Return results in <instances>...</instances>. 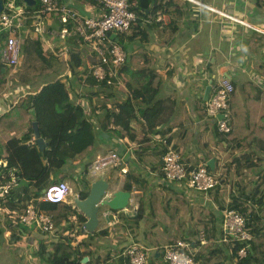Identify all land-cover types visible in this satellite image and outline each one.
<instances>
[{"label":"crops","instance_id":"1","mask_svg":"<svg viewBox=\"0 0 264 264\" xmlns=\"http://www.w3.org/2000/svg\"><path fill=\"white\" fill-rule=\"evenodd\" d=\"M65 1L84 14L100 13L99 7L89 0ZM133 1L136 3L133 9L136 8L138 19L129 32L116 37L128 53L126 65L135 68L132 58L139 59V65L147 61L161 75L163 82L155 100V103L162 104V111L157 118L161 123L158 121L156 130L165 131V135L171 137L182 156L190 163H209L213 159L214 168L209 167L220 174L219 188L221 192H226L224 200L227 206L231 194L240 192H236L238 187L241 189L243 184L256 186L264 169V132L257 133L256 130L257 125L264 122V39L260 40L264 31L234 22L216 10L264 30V0ZM55 27L57 22L53 21L47 27L50 32L45 30L44 34L34 37L41 40L46 59L62 62L58 52L65 43L74 56L80 57V65L85 66L94 61L87 48L78 46L73 39L59 40L51 32ZM78 66L74 70L75 75L80 72ZM3 70H8V74L5 86L0 90V117L4 116L0 123V186L9 192L14 190L19 193L20 203L23 204L35 201L50 184L66 181L71 192L65 203L84 219L79 221L76 215L69 216L59 226L56 225V232L51 236L29 227L1 225L0 264H9L11 252L7 248L10 250L13 244L21 246L17 258L24 259L22 264H30L29 258L33 259L30 254L36 252L33 246L42 243L49 246L51 242L64 237L80 245L82 251H91L93 258L105 254L119 257L122 250L136 242L151 247L152 243L145 233L156 227V223L167 219L176 209H180L179 214H183L186 222L194 214L206 216L207 220L208 209L217 216V227L223 228L213 197L215 191L204 194L188 190L178 182L165 178L161 170L163 147L154 141L156 135H151L149 144H144L121 136L117 129L98 130L95 143L61 167L50 165L45 156L41 157L40 162L34 155H19L13 148H8L10 139H19L30 148L37 146L42 150L34 129L29 134L35 120L34 109L26 110L20 102L21 98L35 94L41 88L36 83H21L15 77L16 72L7 65ZM122 76L125 83L109 89L91 83L81 88L76 77L67 78L66 84L71 99L75 104H82L88 117L96 123L105 116L104 106L114 109V103H121L131 96L126 84L130 73L123 71ZM225 78L232 81L235 92L249 111L262 149L256 147L255 134L243 128L248 121L239 124V130L236 131L240 133L239 138L226 142L217 132L216 121L207 116L204 100L206 88ZM144 80H140L141 84ZM249 82L253 86H248ZM27 112L31 113L32 119L27 118ZM132 127L138 131L145 128V119L139 116L132 122ZM43 139L47 148L48 140ZM112 151L124 158L128 172L124 174L119 168L112 167L95 172V162ZM241 158H252L253 167H246L240 161ZM43 169L49 171L48 176L30 177ZM100 173L110 183L108 196L120 189L127 190L125 185L130 180L132 185L128 191L132 192L135 205L132 204L128 211H115L105 206L101 216L99 212L98 228L90 233L82 230L81 225L87 218L73 202L76 196L85 197L88 194L85 187L91 186ZM141 206L145 207L144 217L139 219L137 225ZM172 226L176 228L175 223ZM202 228L200 224L199 229ZM164 229V224H161L157 231L165 236ZM104 231L106 234L100 235ZM90 234H95L92 239L89 238ZM195 249L197 251L196 246ZM154 256L158 258L155 264H160L163 257L157 252ZM152 263L154 259H150L149 264Z\"/></svg>","mask_w":264,"mask_h":264},{"label":"trees","instance_id":"2","mask_svg":"<svg viewBox=\"0 0 264 264\" xmlns=\"http://www.w3.org/2000/svg\"><path fill=\"white\" fill-rule=\"evenodd\" d=\"M38 7V2L34 6H28L31 10ZM134 9L136 11V8ZM1 38L3 41L5 36ZM263 39L264 35L260 40L263 41ZM74 57L71 65L75 70L80 65L81 59L79 56ZM132 60L134 62V69L129 68L126 64L121 68L122 72L126 71L130 73L126 84L130 88L131 96L121 103L113 104V108L115 107L117 112L115 108L112 109L104 106V118L101 117L95 123L88 117L84 106L82 104H75L70 97L66 84L67 77L64 75L66 63L46 59L43 56L41 40L33 38L30 35L24 37L22 60L15 74L17 80L24 84H35L39 77H47L49 79L41 86L39 91L35 94L24 96L20 99V102L25 105L26 110L30 108L34 109L32 111L33 115L39 124L41 136L48 140V146L40 150L37 146L30 148L27 144H22L19 139H10L8 148H13L19 155H23L24 153L34 155L40 162L41 157L45 156L50 165L61 167L68 160L75 159L90 145H93L98 130L114 131L117 129V133L121 136H127L132 141L144 144H149L151 135H165V131L158 132L156 130L158 121L161 123L158 117L162 111V104L160 102L155 103L163 79L155 69L147 64V61L139 65V59L132 58ZM4 66L0 61V90L4 88L5 77L8 74V70L4 72ZM141 79H145L142 84L140 82ZM88 81L105 89L111 87L105 83L96 82L92 77ZM247 85L253 86L252 82L247 83ZM256 90L258 91L257 88ZM240 98V95L234 91L230 99L232 131L227 134L217 132L226 142H231L240 137V133L236 132L239 130V124H245L248 121L246 127L243 126V128L250 134H255L256 147L262 149L259 145L257 133L264 132V122L257 125L256 130L258 132L256 133L251 115ZM139 116H142L146 121V127L140 131L132 127V122L136 121ZM3 117H0V123ZM27 118H33L31 113L27 114ZM10 129L12 128H8L7 130ZM32 131L33 128L30 127V135ZM168 140L172 141L171 137H168ZM162 147L164 153V146ZM174 147L178 149L176 145ZM242 159L240 161L244 162L246 167H253L254 162L251 161L252 158ZM48 175L49 171L43 169L31 174L30 177H45ZM131 185L130 180H128L125 189L130 190ZM238 190H240L238 194H231V199L227 203V206L224 200L226 192H221L219 187L213 193V197L218 208L217 213L221 216L222 224L226 209H236L244 213L247 218V228L252 235L248 242L234 240L232 236H228L225 233L222 227L221 229L217 227V216L208 209L207 220H205L206 216L194 214L188 222L183 219V214H179L180 209H176L175 212L170 213V216L167 217L172 222L168 223V226L164 225L165 236L157 231L161 223H156V227L145 233L146 238L152 243L151 247H157L160 250L166 244L175 243L180 239H187L193 240L194 246L197 247V251L193 254L197 264H264V169L260 174L256 186L248 187L243 184L241 185V189L237 188L236 192ZM1 204L11 210L22 207L20 195L14 190L6 193V197L2 200ZM38 205L52 214L57 226L63 220L68 219L69 216L76 215L79 221H83L84 219L72 206L65 202L53 203L41 201L38 202ZM144 208L143 206L139 208L137 225L139 219L144 217ZM153 213L155 214V212ZM1 223L0 215V230L2 229ZM172 223L176 224V228L172 226ZM7 224L11 225L9 221ZM200 224L203 225L202 229H199ZM22 227L26 228L27 226ZM104 234H106L105 231L101 232L100 235ZM94 235L90 234L89 238L92 239ZM203 241H205L204 244L202 243ZM246 244L249 245L246 248V254L240 256L239 251ZM50 245L51 248L49 249L47 245L42 243L37 250V253L47 259L49 264H131L129 259L122 255L113 258L110 254H105L93 258L91 251H82L81 246L73 245L71 239L68 237L51 242ZM155 253L150 257L151 260L154 259V264L158 260L154 256ZM160 255L163 257L161 253ZM86 256L89 257V261L83 263L82 261ZM160 264H165L163 259Z\"/></svg>","mask_w":264,"mask_h":264},{"label":"built area","instance_id":"3","mask_svg":"<svg viewBox=\"0 0 264 264\" xmlns=\"http://www.w3.org/2000/svg\"><path fill=\"white\" fill-rule=\"evenodd\" d=\"M39 7L31 10L22 0L4 1V8L0 14V33L5 38L2 45V64L7 65L17 72L22 60V44L27 35L36 37L42 35L49 24L57 22L51 32L59 40L73 39L75 44L87 48L88 54L94 58L88 65H79L80 72L75 75L72 67L74 53L65 43L59 49L58 56L65 62L67 69L65 76L69 79L76 77L81 88L90 85L92 77L99 83L109 86L123 85L124 78L121 68L128 60L125 48L116 40V37L129 32L136 23L138 16L133 7V0H89L99 7L98 15H87L62 0H36ZM37 4V3H36ZM218 11L228 19L240 24L264 31L244 20L223 11ZM115 35L114 37L112 35ZM68 84V83H67ZM235 91V86L230 79H222L211 85V91L206 101L207 116L216 121L219 133L227 134L232 131V114L230 99ZM222 114L221 119L218 115ZM154 141L164 146L162 172L166 179L178 182L188 190L204 194L214 192L221 186L220 174L210 169L208 162L192 164L186 160L174 143L168 140L166 135L154 136ZM200 158L202 154L198 155ZM203 158V157H202ZM119 168L124 174L128 172L126 161L115 151L100 157L94 164V171L100 172L106 168ZM0 215L1 225L27 226L49 236L56 231V223L52 214L41 208L38 202L48 201L53 203L66 202L71 188L66 181H58L47 186L40 197L28 202L22 207L13 210L2 205V200L9 190L0 186ZM133 203L131 197L126 209L130 210ZM223 229L234 240L248 242L252 235L247 228V218L243 212L236 209H226L223 219ZM244 245L239 251L240 256L246 254ZM196 251L193 240L180 239L175 243L166 244L158 250L157 247H149L141 243H133L126 247L120 255L129 259L131 264H149L153 253H161L166 264H197Z\"/></svg>","mask_w":264,"mask_h":264},{"label":"water","instance_id":"4","mask_svg":"<svg viewBox=\"0 0 264 264\" xmlns=\"http://www.w3.org/2000/svg\"><path fill=\"white\" fill-rule=\"evenodd\" d=\"M22 1L29 6H34L37 3L36 0H22ZM3 8H4V0H0V14L3 11ZM112 36L114 37L115 35L113 34ZM210 91H211V85L207 86L206 88L204 94L205 101L208 100ZM222 117H223L222 114L218 115L219 119H221ZM33 129H34L35 138L37 139L39 146L42 149H44L46 147V143L41 136L39 130V124L36 119L33 122ZM208 164L211 166V168H214L213 159H211ZM109 189H110L109 181L105 178L103 173H100L97 176V179L94 182H92L90 186V191L85 197L76 196L74 198L73 203L75 207L78 209L80 213L84 214L87 218V220L82 225L83 231H88L92 233L98 228L99 211L101 206H106L109 209L115 211H119L127 208L130 201L131 192L128 190L120 189L112 193L110 196H108ZM31 228H33V226ZM87 260L88 257H84V261L87 262Z\"/></svg>","mask_w":264,"mask_h":264},{"label":"rangeland","instance_id":"5","mask_svg":"<svg viewBox=\"0 0 264 264\" xmlns=\"http://www.w3.org/2000/svg\"><path fill=\"white\" fill-rule=\"evenodd\" d=\"M4 1H7V0H4ZM2 36H5L4 35V33H0V42H1V44H0V60L2 59V45H3V41H2ZM127 49H128V46H127ZM15 77H16V75H15ZM49 78H47V77H39V79L38 80H36V86L39 88H41V86L48 80ZM87 86H89V85H87ZM87 86H84V87H87ZM85 189H86V193H89V191H90V184L87 186V187H85ZM0 191H2V190H0ZM21 204V203H20ZM25 204H27V203H23V204H21V205H25ZM106 209V207L105 206H101L100 207V216H101V213L104 211ZM78 210V209H77ZM185 210H186V208H185ZM170 222H172L171 220H169V219H165V220H162V222H160L161 224H164L165 226H168V223H170ZM82 226V225H81ZM27 229H29V228H27ZM56 232V231H55ZM57 233H58V230H57ZM59 234V233H58ZM71 242H72V240H71ZM51 244V243H50ZM73 245H75L74 243H72ZM48 246V245H47ZM75 246H78V245H75ZM38 247H39V245L37 246V247H35V246H33V248H34V250L36 251L34 254H30L31 256L30 257H32L33 259H31V258H29L31 261L29 262L30 264H49V262L47 261V259H45L41 254H38L37 253V250H38ZM50 247H51V245H49L48 246V248L50 249ZM20 248H21V246H19V247H16L14 244L10 247V250H9V248H7V250L8 251H10L11 253H9V264H22L23 263V261H24V259H20V258H17V257H19V254H20ZM15 250V251H14ZM30 251H28V253H29ZM86 257H88V256H86ZM88 259H89V257H88ZM88 261V260H87ZM83 263H85V261H84V259H83V261H82Z\"/></svg>","mask_w":264,"mask_h":264}]
</instances>
